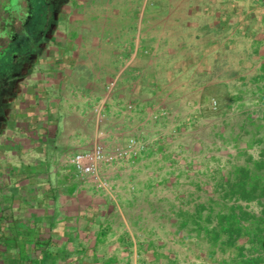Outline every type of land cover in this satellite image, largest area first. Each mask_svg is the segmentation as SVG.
I'll return each mask as SVG.
<instances>
[{"label":"crops","instance_id":"0c3cea01","mask_svg":"<svg viewBox=\"0 0 264 264\" xmlns=\"http://www.w3.org/2000/svg\"><path fill=\"white\" fill-rule=\"evenodd\" d=\"M160 1L151 10L135 8L158 0H83L82 11L68 7L67 26L60 24L22 82L0 147V258L24 251L36 264H177L171 244L182 239L172 232L159 238L156 228L167 223L157 212L180 234L182 203L197 205L203 188L199 174L195 188H172L183 173L156 171V164L175 163L156 132L211 126L214 145L226 143L230 129L229 139L241 143L258 109L251 100L264 101V9L261 0L256 10L237 0L216 8L203 0L207 6L195 10L185 7L187 0H177L179 9L175 0ZM250 122L262 130L260 118ZM130 138L148 145L101 164V186L71 161L95 144L111 150ZM189 161L196 166L195 158ZM162 184L182 201L172 209L150 203ZM8 241L13 246L1 244Z\"/></svg>","mask_w":264,"mask_h":264},{"label":"rangeland","instance_id":"374dc122","mask_svg":"<svg viewBox=\"0 0 264 264\" xmlns=\"http://www.w3.org/2000/svg\"><path fill=\"white\" fill-rule=\"evenodd\" d=\"M73 1V2H72ZM68 6L65 8V14H67L68 7L71 8V10L79 9V11H82L83 8V0L82 3L79 4L78 0H72ZM185 1V0H184ZM228 0H214L213 5L214 8L216 6H227L228 5ZM162 1L158 0V3H150L144 5L145 8L141 4H138V7L135 8V10H151L150 6H161L162 4L160 3ZM198 2V3H197ZM237 3H239L241 6H245V9H253L256 10L258 7V3L256 0H237ZM184 4L185 7L189 6L191 9H203L207 5L203 3V0H187ZM183 4V5H184ZM140 5V6H139ZM179 9L180 3L175 0V3L172 4ZM205 5V6H204ZM149 7V8H148ZM158 7V8H159ZM259 9V8H258ZM64 26H67V21H62ZM225 90L222 89L220 91L223 102H226L225 99H227V92H224ZM219 92V90H218ZM253 103L250 104L249 106H252V108L256 109L258 108L252 117L249 118V125L247 127V131L244 132L243 134V140L241 143L237 144V142H234V140L229 139V135H231L230 129L229 133L225 136L228 140L225 141L223 145L217 146L211 143L212 141V135L210 136L211 133V126H187L183 127L182 126H175V130H160L156 132V140H160L162 146L165 145L169 151H167L165 154L167 157L172 156L173 158V165H169L168 163H162L160 165H155V169L158 172H164L169 170L170 172H181L183 175L179 176V179L177 180V183L172 184V188L175 187H184V188H195V178L193 176L195 174H199L198 176V181L202 184L203 190L200 191L197 194L199 201L197 203H201L202 201L206 200L207 196L210 195H215L218 194L215 185L219 182V178H221V174L224 173L226 170L229 169V157L233 158L234 163L237 164H242L245 162L246 157L248 155L251 156H258L260 154V150H264V114L260 116L262 112H264V101L263 103L261 100L255 102L253 99L251 100ZM214 103V104H213ZM213 104V105H212ZM212 106H215L217 103L212 101ZM253 109V110H254ZM259 115V116H258ZM239 118H242L239 116ZM245 120H247V117H244ZM261 119V123L263 124L262 130L259 132L258 131V126L257 128L254 125V123L250 122V119ZM241 119H239L240 121ZM239 121H237L235 124H239ZM238 128V126H237ZM257 129V130H256ZM232 132V131H231ZM238 132V131H237ZM197 137H201V139H205V142L198 141L199 144L196 143ZM218 139V138H217ZM200 140V139H199ZM221 139H219L220 141ZM221 142V141H220ZM231 142H234L235 146H239L240 148H235V146L232 145ZM247 142V143H245ZM145 146H147L148 142L145 141ZM248 145V146H246ZM241 146H245L247 148V151H240ZM162 148V147H161ZM260 148V149H259ZM195 158L196 166L192 165L189 161V159ZM244 160V161H243ZM188 163V164H186ZM154 167H151V169ZM186 174L182 171H186ZM188 173V174H187ZM191 176L192 178H190ZM166 184L158 185L157 189L155 191L154 195L149 196V200L155 204V206L159 209L164 208V207H170L171 209L175 206V204H180L182 201L178 199V196H175L173 193L168 191L166 188L164 189L163 186ZM160 188V189H159ZM207 189V190H204ZM212 193V194H210ZM191 195V194H190ZM189 195V196H190ZM196 196V194H195ZM143 197L139 198L141 201ZM147 198L145 200L143 199L142 204L144 206H147L149 201L147 202ZM180 202V203H179ZM184 206V209H193V206L196 205L194 204L193 201L187 202L186 204L182 203ZM241 204L243 206H246L248 210H251L253 212H260L261 208V203H257L256 201H251V202H245L241 201ZM157 214L159 215V218L162 221H165L167 225L157 227L156 232L159 238L167 237L172 233L176 234L179 238L182 239V241H174L171 245L173 248V252L179 255V258L175 262L177 264H217L215 261L212 262V260H209L208 258H205V253L203 252V246H201L202 242H204V238L202 237L201 239L197 236H195L194 231H190L189 229L192 227H187L186 229L182 230L180 234L175 232L176 226L173 224H170V220H167L166 217H162L160 215V212L158 211ZM175 219L176 216L174 215ZM169 219V218H168ZM183 235V236H182ZM9 243V241L7 242ZM10 242L9 244H11ZM13 244V243H12ZM207 246H209L208 243H206ZM164 247V245H163ZM209 248H211L209 246ZM18 254V253H17ZM16 254V255H17ZM219 254V252L217 253ZM16 255H14L16 257ZM22 258H24V255H21ZM13 259L11 258L8 260V264H13ZM18 261V260H17ZM20 261V260H19ZM22 261V260H21ZM157 261H162V262H167L166 256H159ZM13 262V263H12ZM145 262H150V260H145ZM264 264V263H263Z\"/></svg>","mask_w":264,"mask_h":264},{"label":"trees","instance_id":"16d2710c","mask_svg":"<svg viewBox=\"0 0 264 264\" xmlns=\"http://www.w3.org/2000/svg\"><path fill=\"white\" fill-rule=\"evenodd\" d=\"M262 1L264 9V0ZM229 169L215 185L218 194L207 196L190 211H180V228L192 227L202 242L205 258L217 264L264 263V150L257 159L248 156L242 164L229 161ZM207 190V189H204ZM241 201L261 203L260 212L248 210ZM202 240V239H201ZM209 244V246L206 245ZM6 247L8 243H1ZM14 245H17L14 243ZM13 246V244H12ZM27 250L25 246L21 250ZM219 252V254H217ZM12 256L13 264H36L37 259ZM0 258V264H8ZM18 260V261H17ZM20 260V261H19ZM22 260V261H21Z\"/></svg>","mask_w":264,"mask_h":264},{"label":"flooded vegetation","instance_id":"af4514ba","mask_svg":"<svg viewBox=\"0 0 264 264\" xmlns=\"http://www.w3.org/2000/svg\"><path fill=\"white\" fill-rule=\"evenodd\" d=\"M71 1L0 0V147L23 95L22 82L35 72Z\"/></svg>","mask_w":264,"mask_h":264},{"label":"built area","instance_id":"2783aa9c","mask_svg":"<svg viewBox=\"0 0 264 264\" xmlns=\"http://www.w3.org/2000/svg\"><path fill=\"white\" fill-rule=\"evenodd\" d=\"M145 147V143L137 138H130L127 145L106 150L102 144H95L92 148L77 152L73 155L71 161L76 170L83 175H87L97 185L104 184L99 177V167L103 163L112 162L113 160L126 158L129 155L136 154Z\"/></svg>","mask_w":264,"mask_h":264}]
</instances>
